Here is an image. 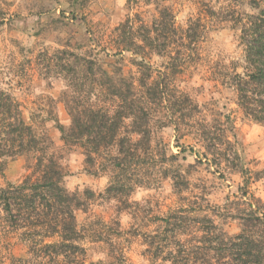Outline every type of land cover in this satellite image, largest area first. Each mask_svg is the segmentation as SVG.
<instances>
[{
	"label": "rangeland",
	"instance_id": "1",
	"mask_svg": "<svg viewBox=\"0 0 264 264\" xmlns=\"http://www.w3.org/2000/svg\"><path fill=\"white\" fill-rule=\"evenodd\" d=\"M145 1L129 9L127 0H0V90L20 104L39 137L53 142L51 152L68 174L63 185L77 197L75 216L87 264H174L168 251L150 245L170 212L185 208L192 226L207 217L237 235L240 221H221L229 214L223 213L225 207L238 214L236 201L244 193L252 202L264 203V124L245 115L231 80L236 72H246L241 36L249 21L245 17L256 13L251 0L165 1L191 45L188 55H139L140 49L138 54H118L117 48L131 47L133 39L141 44L146 35L137 27L132 36L128 30L116 33L118 25L129 17L137 26L143 21L150 25L157 14V7ZM83 59L93 63L74 76L72 65L84 64ZM130 84L139 117L127 119L119 136L140 148L139 159L114 168L110 158L117 155V147L103 149L90 160L80 144L63 141L54 120L71 127L67 101L89 98L108 104V87L117 86L127 95ZM137 120L148 130L147 144L132 134ZM203 128L230 140L231 146L222 139L221 148L232 163L203 157ZM35 163L33 154L0 155V189L34 175ZM200 206L207 211L199 212ZM1 216L0 226L7 227ZM193 230L180 240L194 244ZM10 234L0 237V264H13L27 253L18 236Z\"/></svg>",
	"mask_w": 264,
	"mask_h": 264
},
{
	"label": "trees",
	"instance_id": "2",
	"mask_svg": "<svg viewBox=\"0 0 264 264\" xmlns=\"http://www.w3.org/2000/svg\"><path fill=\"white\" fill-rule=\"evenodd\" d=\"M141 1L147 3L145 0ZM141 1L127 0L128 8L139 6ZM165 1L168 0H149L148 3L158 9L157 14L149 21L150 25L143 21L137 26L131 17L118 25L116 33H126L128 30L132 36L136 27L137 30L146 31V35L139 40L141 44L133 39L131 47L117 48L118 54L123 51L138 54L136 51L140 49L143 54L139 55H145L148 51L169 57L175 51L179 53L178 56L182 52L188 55L187 50L191 51V45L186 44L184 30L176 25V15L171 6L163 4ZM251 7L256 13L245 17L249 21L241 36L246 45V72H236L231 80L238 95V104L245 115L253 122L264 124V0H251ZM160 37L163 38L162 41ZM83 60L84 64L75 62L72 65L74 76L79 77V72H85L87 64L93 63ZM89 70L91 73L95 72L93 66ZM105 75L113 83L114 78L107 73ZM133 85L128 86L127 95L117 89V86L108 87V104L92 103L89 98H75L71 101L72 104L67 101L66 109L71 118V127L67 129L58 119L54 120L63 141L67 144H80L90 160L103 149L117 147V155L110 158L114 168L123 169L139 159L140 148L134 147L130 138L119 136L127 119L139 117L133 108L136 102ZM166 98L165 92H162L161 99ZM118 102L126 107H121ZM140 110L143 115H147L146 108L140 107ZM139 120L134 127L137 130L132 134L142 136L147 144L151 138L148 130H143L145 124H141ZM200 138L207 150L203 154L207 161H211L208 158L211 155L223 157L228 163H232L227 157V151L221 148L225 136H213L212 131L203 128ZM226 143L231 146L230 140L227 139ZM139 145L140 143L136 146ZM52 149L53 142L50 138L39 137L24 119L20 104L10 94L0 90V155L14 157L33 154L36 160L34 175H28L20 184L9 183L0 189V213L7 223V227L0 226V237H10L12 231L27 247L25 257L15 260L13 264H87L86 250L80 245L83 235L75 216L77 197L64 187L63 181L68 174L51 152ZM217 165L221 167V164ZM3 166L4 164H0V172ZM261 175L264 180V170ZM238 199V214L233 213L234 208L227 205L223 213L229 210V214L221 219L222 222L229 219L240 221V232L237 235L228 234L224 230V224H217L216 220L207 217L202 218L198 225L192 226L188 210L180 208L173 210L162 220L165 223L163 230L153 237L151 247L161 253L168 251L174 264H189L191 260H194V264H264V203L252 202L246 198L245 193L243 199ZM242 205L245 207L241 208ZM198 210L201 213L207 211L202 206ZM192 228L194 244L180 240L181 236L189 237L186 231ZM183 254L187 257L184 258ZM193 256L196 258H190Z\"/></svg>",
	"mask_w": 264,
	"mask_h": 264
}]
</instances>
